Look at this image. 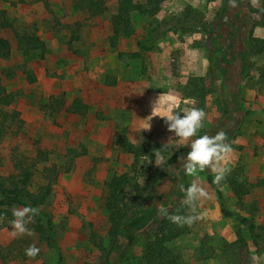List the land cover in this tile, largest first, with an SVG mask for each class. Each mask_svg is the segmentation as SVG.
I'll return each instance as SVG.
<instances>
[{
	"label": "rangeland",
	"instance_id": "obj_1",
	"mask_svg": "<svg viewBox=\"0 0 264 264\" xmlns=\"http://www.w3.org/2000/svg\"><path fill=\"white\" fill-rule=\"evenodd\" d=\"M76 1L0 0V38L11 45L10 58H0V97L12 94L14 100L0 106V176L7 186H19V180H10L14 158L34 159L43 150L47 158L36 164L38 173L28 189L50 184L41 208L51 215L64 263L102 264L116 228L107 218L106 183L127 175L142 186L160 170L165 178L152 187L143 210L164 207L169 215L187 216L191 212L183 189L197 183L207 192L196 201L199 219L191 225L169 219L185 230L167 244L179 264H264V253L252 245L247 226L221 214L217 194L229 211L248 219L264 241V83L258 71L264 54H254L247 43L250 32L264 40L263 0L245 3L246 52L231 65L218 58L222 42L215 40L216 33L227 30L222 23L228 20L231 0H164L155 16L148 15L146 0H138L139 9L130 14L132 29L121 28L118 35L111 19L117 0H103L107 12L94 18L75 10ZM242 20L238 16L231 27ZM153 29L159 37L149 41ZM18 36L39 40L44 49L24 56ZM203 89L210 93L204 95ZM159 95L176 98L182 113L193 107L204 110L198 135L226 134L225 142L233 149L226 177L238 174V182L249 190L242 203L230 186L213 182L209 168L196 175L185 173L182 165L189 146L169 149L166 143L174 135L161 117H149L156 115L152 105ZM76 100L87 106L86 115L68 113ZM56 102L62 103L58 111ZM147 121L150 127L145 129ZM120 142L148 153L156 152L157 144L166 150L162 155L167 161L172 152L186 150L171 167L143 156L135 175L134 156L124 152ZM135 193L126 191L128 208ZM162 219L158 214L157 221ZM11 231L12 226L0 220V264H59L57 252L37 233L13 238ZM126 231L135 236L134 242L125 239L110 259L134 264L154 231L133 225ZM29 245L40 249L35 258L25 255Z\"/></svg>",
	"mask_w": 264,
	"mask_h": 264
},
{
	"label": "trees",
	"instance_id": "obj_2",
	"mask_svg": "<svg viewBox=\"0 0 264 264\" xmlns=\"http://www.w3.org/2000/svg\"><path fill=\"white\" fill-rule=\"evenodd\" d=\"M138 0H117V12L112 15V24L116 35L120 33L121 28L130 31L131 21L130 14L139 9L137 4ZM164 0H146V11L149 16H155L160 11V6ZM75 10L86 11L91 18L104 15L107 12L103 0H77L74 4ZM264 10V0H263ZM200 27H203L200 25ZM159 37L156 29H153L149 36V41H154ZM30 41V42H29ZM32 41L34 43L32 44ZM18 47L22 50L24 56L29 55L33 50H43L44 44L39 40L28 38L27 36L17 37ZM144 43V42H143ZM249 46L253 50L254 54H264V40L253 38L252 32L249 33L248 41ZM11 55L10 44L7 40L0 38V58L9 59ZM209 59V58H208ZM245 70V68H244ZM260 73V80L264 83V61L261 67L258 68ZM204 95L210 93L209 89H203ZM13 95L6 94L0 97V106H9L13 103ZM62 107V103H54V110L58 111ZM68 113L76 115H86L87 106H85L80 100H76L68 108ZM14 116L17 114L14 113ZM10 117V116H9ZM8 116L6 118H9ZM163 154L166 150L163 147L153 144ZM118 146L126 153L134 156V163L132 165V171L135 175H139L142 167L138 164L141 157L147 156L151 163L156 160V152L148 153L144 147L137 148L131 143L120 142ZM186 148L172 152L167 166H174L180 158L184 155ZM47 158L46 153L43 150H38L34 159L26 158V156L15 157L13 162V169L15 174L10 180H19V186L15 188H9L5 179L0 176V220L8 223V227H11V221L13 219L12 211L15 208L24 206H31L38 209V213L35 216L34 223L28 225L33 229V232L37 233L49 246L58 254L59 264H65L63 257L60 253L58 246L56 245L54 238V230L52 218L49 213L42 210V205L48 199L50 194V184L40 186L36 191H30L28 187L32 184L36 171V164L42 159ZM50 169H45L44 172H49ZM164 172L155 170L153 174L146 179L144 185H140L136 180V177L127 175L114 176L109 182L106 183L107 197L105 200V206L108 213V221L116 228L112 234L110 246L105 254L102 264H120L117 261L110 259V255L117 253L122 248V242L127 239L131 245L134 242L135 236L130 233H126V228L134 226V228L145 227L153 229V233L145 239V246L143 254L134 264H179V256L175 255L171 249L167 247L171 241L177 239L185 233L182 228H176L174 225L163 216V219L157 221V215L159 209H142V205L146 203L152 196V187L156 186L159 181L164 180ZM238 174L225 177L221 184H227L230 186L232 193L237 198L239 203H242L244 196L248 193V186L243 185L237 180ZM208 179L212 184L211 176L208 175ZM126 191L134 192L132 197L130 208L125 204ZM145 194V196L143 195ZM218 199L221 201L220 211L225 218H234L241 224L246 225L250 234L252 245L258 252L264 253V241L261 234L257 232L256 227L250 224V221L239 214L229 211L222 202L221 194L218 192ZM159 199H162L161 196ZM127 235V236H126ZM236 237L240 243H243L241 234L236 233ZM129 262L130 260H126Z\"/></svg>",
	"mask_w": 264,
	"mask_h": 264
},
{
	"label": "clouds",
	"instance_id": "obj_3",
	"mask_svg": "<svg viewBox=\"0 0 264 264\" xmlns=\"http://www.w3.org/2000/svg\"><path fill=\"white\" fill-rule=\"evenodd\" d=\"M231 2L235 6V0H231ZM178 104L179 101L174 97H162L159 95L152 105V113L155 111L156 115L149 117L150 119L152 116L161 117L167 126V130L174 135L175 139L170 137L166 143L169 149H173L177 144L189 146L190 151L187 153L182 165L187 175H196L198 172H203L206 168H209L214 173L213 182L219 186L231 170L228 161L233 149L230 144L225 142L226 134L220 131L215 136L198 135V132L203 127L206 113L203 109L196 107L182 113L177 111ZM148 121L145 129L150 127ZM155 155L158 166L163 167L167 162V158L161 154L159 149ZM183 191L184 204L188 206L191 212L190 215H169L168 209L164 207L159 209V214L178 225H191L199 219L196 201L206 197L207 192L197 183H191ZM37 213L38 209L31 206L13 209L11 236L13 238L23 235L31 236L33 229L29 228L28 225L35 222L34 218ZM39 252L40 249L35 245H29L25 249V255L30 258H35Z\"/></svg>",
	"mask_w": 264,
	"mask_h": 264
},
{
	"label": "crops",
	"instance_id": "obj_4",
	"mask_svg": "<svg viewBox=\"0 0 264 264\" xmlns=\"http://www.w3.org/2000/svg\"><path fill=\"white\" fill-rule=\"evenodd\" d=\"M245 3H250V0H235V6L231 3V5H228L230 7H227V11L229 12V17L226 22L222 23V26H224L225 32H218L216 33L215 40H218V43H221L218 45L217 51L219 52L218 58H222V62L227 59V61H230L231 64L238 63L239 58H243L245 56V45L244 42L246 40V36L243 34L242 25L244 20H242V16L245 15ZM231 15V18H230ZM239 18L242 20L239 24H236L237 28L231 27V24H233L235 19ZM222 20V19H221ZM245 27V26H244ZM11 49V45H10ZM225 51L223 53L222 51ZM229 64V63H228ZM233 102H235L233 100Z\"/></svg>",
	"mask_w": 264,
	"mask_h": 264
}]
</instances>
